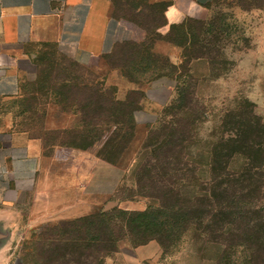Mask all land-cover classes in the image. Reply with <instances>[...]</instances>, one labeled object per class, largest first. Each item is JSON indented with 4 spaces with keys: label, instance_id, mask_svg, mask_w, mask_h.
<instances>
[{
    "label": "rangeland",
    "instance_id": "obj_1",
    "mask_svg": "<svg viewBox=\"0 0 264 264\" xmlns=\"http://www.w3.org/2000/svg\"><path fill=\"white\" fill-rule=\"evenodd\" d=\"M112 13L133 26L135 41L152 46L161 66L166 60L174 63V75L163 72L151 81H129L124 75L149 77L135 66L142 57L138 49L119 46L116 54L90 56L82 62L56 45L26 48L19 93L0 100V129L6 137L28 133L41 157L38 178L26 198L28 229L18 247L17 262L25 264L24 255L38 247L43 254L34 253V257L46 264H216L211 259L214 251H194L183 232L174 237L175 243L165 246L156 240L132 245L124 237L120 220L124 210L143 211L157 204L141 195L134 167L150 128L162 120L171 121L178 107L186 112L180 119L194 122L193 131L202 139L220 133V119L227 111L243 124L254 121L255 114L264 119V0H212L198 7L194 15L178 23L187 17L197 21L193 27L200 37L196 46L187 48L185 38L169 31L170 27L155 31L160 15L139 16L120 0ZM63 81L62 85L73 83L80 94L95 97L106 89L115 90L119 99L131 98L137 108L133 127L99 126L108 120L104 102L94 113L96 125L86 126V113H74L66 98H57ZM179 88L185 92L181 104ZM109 139L122 144L107 148ZM33 211L41 214L35 224ZM101 213L105 216L98 220ZM104 227H111L116 247L107 240L96 247Z\"/></svg>",
    "mask_w": 264,
    "mask_h": 264
},
{
    "label": "trees",
    "instance_id": "obj_2",
    "mask_svg": "<svg viewBox=\"0 0 264 264\" xmlns=\"http://www.w3.org/2000/svg\"><path fill=\"white\" fill-rule=\"evenodd\" d=\"M120 1L139 16L160 15L162 21L154 26L155 31L168 24L164 15L168 2ZM194 22L197 21L187 17L181 24L170 25L169 31L175 30L185 38V48L188 44L196 46L200 37L193 27ZM144 30L150 34L149 27ZM119 46L131 51L138 49L142 57L135 66L149 73V77L143 79L124 75L129 81H151L163 72L167 76L174 75L176 65L166 60L161 66L156 53L149 48L152 46L144 41L117 43L110 54H116ZM132 69L139 72L134 66ZM186 78L192 76L186 74ZM182 84L185 85V81ZM62 86L64 89L55 93L57 98H66L74 113H86L89 117H84L86 126L96 125L94 113L103 106L108 120L105 118L107 124L99 123V126L133 127L137 108L131 98L119 99L115 90L106 89L93 97L91 93L80 94L73 83L74 88L66 83ZM63 90H69L70 94ZM184 98L185 92L179 88L178 103ZM100 102L105 104L101 106ZM177 110L171 114V121L162 120L150 128L151 135L140 148L134 167L135 184L141 195L155 199L157 204L143 211H122L120 223L124 237L132 245L156 240L165 246L175 243L174 237L183 232L194 251H214L216 255L211 259L216 264H264V119L255 114L254 121L243 124L227 111L220 119V133L202 139L193 131L194 122L180 119L186 115L185 110L181 106ZM109 140L105 143L107 148L117 142L118 146L122 144L119 140ZM102 216L105 214H99L98 220ZM102 231L101 238L96 237V247L106 240L116 247L111 227H104ZM30 248L26 247L32 250L24 255L25 264H46L34 257V253L41 257L42 249Z\"/></svg>",
    "mask_w": 264,
    "mask_h": 264
},
{
    "label": "crops",
    "instance_id": "obj_3",
    "mask_svg": "<svg viewBox=\"0 0 264 264\" xmlns=\"http://www.w3.org/2000/svg\"><path fill=\"white\" fill-rule=\"evenodd\" d=\"M115 1L0 0V100L18 95L29 45H56L84 62L112 52L117 43L136 40L133 26L113 15ZM149 1L169 3L164 12L167 28L212 0ZM40 165L28 133L6 137L0 129V264H19L18 247L28 229L26 198ZM40 215L32 212V224Z\"/></svg>",
    "mask_w": 264,
    "mask_h": 264
}]
</instances>
